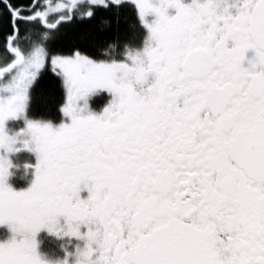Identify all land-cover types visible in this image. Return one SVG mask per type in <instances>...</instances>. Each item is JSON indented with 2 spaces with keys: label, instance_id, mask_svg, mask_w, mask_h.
<instances>
[{
  "label": "snow or ice",
  "instance_id": "6c2138e0",
  "mask_svg": "<svg viewBox=\"0 0 264 264\" xmlns=\"http://www.w3.org/2000/svg\"><path fill=\"white\" fill-rule=\"evenodd\" d=\"M0 226V264H264V0H0Z\"/></svg>",
  "mask_w": 264,
  "mask_h": 264
},
{
  "label": "flooded vegetation",
  "instance_id": "af4514ba",
  "mask_svg": "<svg viewBox=\"0 0 264 264\" xmlns=\"http://www.w3.org/2000/svg\"><path fill=\"white\" fill-rule=\"evenodd\" d=\"M170 12H174V10H170ZM249 58L254 56V51L249 50L247 53ZM245 66H248V60H245ZM110 99V94L106 91H100L97 94H94L90 97L89 103L91 110L99 113L103 107L107 104ZM14 164L22 165L25 159H28L34 162V155L27 152H21L11 155ZM12 175L9 176V183L17 190L25 188L29 185L32 174L31 171L25 173L23 167H14L10 169ZM86 191L82 193V195H86ZM8 229L6 226H0V239L6 238L8 235ZM37 239L39 240L38 250L46 257V258H62L63 250L59 247V244L62 241H57L54 237L50 236L45 230H42L38 233Z\"/></svg>",
  "mask_w": 264,
  "mask_h": 264
},
{
  "label": "trees",
  "instance_id": "16d2710c",
  "mask_svg": "<svg viewBox=\"0 0 264 264\" xmlns=\"http://www.w3.org/2000/svg\"><path fill=\"white\" fill-rule=\"evenodd\" d=\"M140 32L143 33V29H140ZM59 102H62V90L56 88L55 95L50 100L41 97L36 102H34V109L37 112L47 111V113L51 115L53 112H55L56 104ZM59 119H60L59 113L55 112L54 122L59 123Z\"/></svg>",
  "mask_w": 264,
  "mask_h": 264
},
{
  "label": "rangeland",
  "instance_id": "374dc122",
  "mask_svg": "<svg viewBox=\"0 0 264 264\" xmlns=\"http://www.w3.org/2000/svg\"><path fill=\"white\" fill-rule=\"evenodd\" d=\"M8 125L10 128L15 129L17 126H22V121H9Z\"/></svg>",
  "mask_w": 264,
  "mask_h": 264
}]
</instances>
